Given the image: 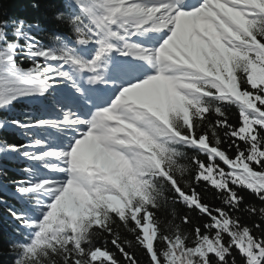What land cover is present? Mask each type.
<instances>
[{"label":"snow or ice","instance_id":"6c2138e0","mask_svg":"<svg viewBox=\"0 0 264 264\" xmlns=\"http://www.w3.org/2000/svg\"><path fill=\"white\" fill-rule=\"evenodd\" d=\"M32 8L0 13V264H264V0Z\"/></svg>","mask_w":264,"mask_h":264},{"label":"trees","instance_id":"16d2710c","mask_svg":"<svg viewBox=\"0 0 264 264\" xmlns=\"http://www.w3.org/2000/svg\"><path fill=\"white\" fill-rule=\"evenodd\" d=\"M33 2L34 0H0V13L7 12L10 17L32 19L39 14L37 10L32 8ZM2 138H4V136L0 135V139ZM209 199H211V195H209ZM182 212L183 210H181V213ZM9 232V220L5 217L4 210L0 209V237L6 236ZM129 238L131 239L130 236ZM4 247H6V245ZM0 259H3L5 262L10 261V257H2Z\"/></svg>","mask_w":264,"mask_h":264},{"label":"bare ground","instance_id":"6f19581e","mask_svg":"<svg viewBox=\"0 0 264 264\" xmlns=\"http://www.w3.org/2000/svg\"><path fill=\"white\" fill-rule=\"evenodd\" d=\"M6 231H8V230H6Z\"/></svg>","mask_w":264,"mask_h":264}]
</instances>
